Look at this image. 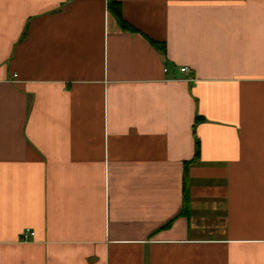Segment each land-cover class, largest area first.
Returning a JSON list of instances; mask_svg holds the SVG:
<instances>
[{"label":"crops","instance_id":"1","mask_svg":"<svg viewBox=\"0 0 264 264\" xmlns=\"http://www.w3.org/2000/svg\"><path fill=\"white\" fill-rule=\"evenodd\" d=\"M116 1L0 0V264H264V0Z\"/></svg>","mask_w":264,"mask_h":264},{"label":"trees","instance_id":"2","mask_svg":"<svg viewBox=\"0 0 264 264\" xmlns=\"http://www.w3.org/2000/svg\"><path fill=\"white\" fill-rule=\"evenodd\" d=\"M108 10L116 18L119 26L122 29L133 32L136 31V29L123 18L121 2L116 0H108ZM150 41L153 46L160 48L162 52L164 51L165 46L163 44L156 42L154 40H150Z\"/></svg>","mask_w":264,"mask_h":264},{"label":"built area","instance_id":"3","mask_svg":"<svg viewBox=\"0 0 264 264\" xmlns=\"http://www.w3.org/2000/svg\"><path fill=\"white\" fill-rule=\"evenodd\" d=\"M181 71L182 72H187L188 71V68L187 67H182L181 68ZM32 235H34L33 232H29V233L25 232V234L23 235V240H28L29 237L32 236Z\"/></svg>","mask_w":264,"mask_h":264}]
</instances>
